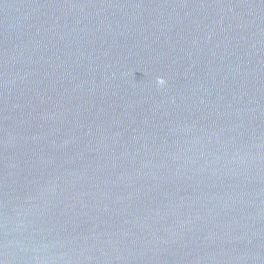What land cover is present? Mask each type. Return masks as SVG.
I'll return each mask as SVG.
<instances>
[{
    "label": "water",
    "instance_id": "water-1",
    "mask_svg": "<svg viewBox=\"0 0 264 264\" xmlns=\"http://www.w3.org/2000/svg\"><path fill=\"white\" fill-rule=\"evenodd\" d=\"M0 264H264V0H0Z\"/></svg>",
    "mask_w": 264,
    "mask_h": 264
},
{
    "label": "clouds",
    "instance_id": "clouds-1",
    "mask_svg": "<svg viewBox=\"0 0 264 264\" xmlns=\"http://www.w3.org/2000/svg\"><path fill=\"white\" fill-rule=\"evenodd\" d=\"M159 83H163V81L161 80V81H159Z\"/></svg>",
    "mask_w": 264,
    "mask_h": 264
}]
</instances>
